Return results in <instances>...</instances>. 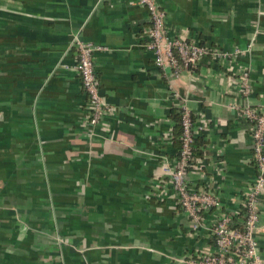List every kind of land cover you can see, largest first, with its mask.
<instances>
[{"label":"crops","instance_id":"obj_1","mask_svg":"<svg viewBox=\"0 0 264 264\" xmlns=\"http://www.w3.org/2000/svg\"><path fill=\"white\" fill-rule=\"evenodd\" d=\"M157 2L170 34L241 52L175 76L146 47L138 0H0V264H190L214 250L212 215L193 230L165 170L180 150L172 89L203 128L187 181L243 209L257 169L234 106L244 71L264 106V0ZM75 34L106 48L94 54L107 109L94 128ZM258 235L264 257V216Z\"/></svg>","mask_w":264,"mask_h":264},{"label":"built area","instance_id":"obj_2","mask_svg":"<svg viewBox=\"0 0 264 264\" xmlns=\"http://www.w3.org/2000/svg\"><path fill=\"white\" fill-rule=\"evenodd\" d=\"M138 1L149 14L146 47L154 52L156 64L163 69L171 68L175 76L184 71H195L206 57L226 61L241 52L236 49L232 53L196 43L180 34L172 35L166 25V14L157 0ZM71 46L77 58L75 68L80 73L86 95L87 121L94 128L107 111L94 64V54L106 48L83 40L79 34L73 36ZM242 74L241 90L246 99L245 103L236 104L234 109L240 118L251 125V147L257 176L245 195L240 212L227 210L218 194L210 188H194L187 181L190 169L198 161L195 156L196 138L203 128L196 126L188 98L182 97L173 89L170 91L176 102L175 107L182 115L183 131L178 160L175 166H167L165 170L171 175L177 202L188 214L193 230L199 231L206 227L207 214L212 215L214 250L197 255L189 260L190 264H264L258 238L264 216V106L250 103V74L247 71Z\"/></svg>","mask_w":264,"mask_h":264},{"label":"trees","instance_id":"obj_3","mask_svg":"<svg viewBox=\"0 0 264 264\" xmlns=\"http://www.w3.org/2000/svg\"><path fill=\"white\" fill-rule=\"evenodd\" d=\"M172 118L173 120L175 121L176 123V132L174 134V139H175V142L179 145V148L181 147V140H180V137L182 135V115H181V112L179 111V109L177 107H175L173 110H172ZM180 154V150L178 152V156Z\"/></svg>","mask_w":264,"mask_h":264}]
</instances>
